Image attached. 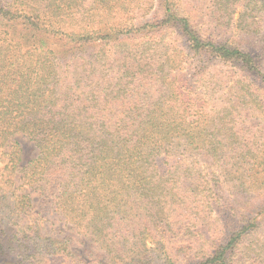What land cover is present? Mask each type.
Here are the masks:
<instances>
[{
  "label": "trees",
  "instance_id": "trees-1",
  "mask_svg": "<svg viewBox=\"0 0 264 264\" xmlns=\"http://www.w3.org/2000/svg\"><path fill=\"white\" fill-rule=\"evenodd\" d=\"M262 194L264 0H0V264H264Z\"/></svg>",
  "mask_w": 264,
  "mask_h": 264
},
{
  "label": "rangeland",
  "instance_id": "rangeland-1",
  "mask_svg": "<svg viewBox=\"0 0 264 264\" xmlns=\"http://www.w3.org/2000/svg\"><path fill=\"white\" fill-rule=\"evenodd\" d=\"M15 139L20 143L22 149V163H27L30 159L36 156L37 148L35 145L23 134H18L15 136ZM226 199L229 197V194L225 196ZM35 203H36V214L32 219L30 218V222H33L34 219L38 220L39 224V233L41 236H52L59 239H69L71 250L75 253L79 254L80 259L92 262L93 260H102L103 253L96 247V245L92 242V240L77 232L71 223L67 222L68 220L65 219V216L62 215L60 211L57 210L56 206L53 202H44L37 194H34ZM238 199L237 197H229V202H224V206L222 208L223 211L227 212L229 215L233 214V208L235 207L238 211V214L233 217L232 221L229 220V224L231 225H240L244 226L246 224V217H244L242 212L249 213L252 208L248 209V205H244L242 202L243 196L240 199V206H237V203H231L232 200ZM252 207H254V211L259 212L261 209H258L264 206V194L257 196L252 199ZM258 207V208H257ZM257 208V209H255ZM255 212V213H256ZM228 215V216H229ZM241 215V216H239ZM263 215V213L261 214ZM260 214L257 217L262 219ZM234 216V214H233ZM232 217V215H231ZM228 224V225H229ZM230 225V226H231ZM150 236L149 244L154 245L157 238ZM3 244V245H2ZM0 250L3 252H8V243L0 241ZM10 258V257H9ZM13 259V258H11ZM16 260V259H15Z\"/></svg>",
  "mask_w": 264,
  "mask_h": 264
}]
</instances>
